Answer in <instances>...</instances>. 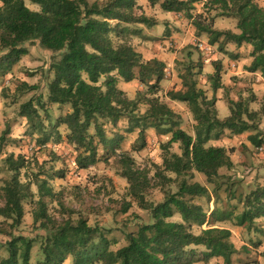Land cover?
I'll use <instances>...</instances> for the list:
<instances>
[{
    "label": "trees",
    "instance_id": "obj_1",
    "mask_svg": "<svg viewBox=\"0 0 264 264\" xmlns=\"http://www.w3.org/2000/svg\"><path fill=\"white\" fill-rule=\"evenodd\" d=\"M26 1L37 4L39 9L29 8ZM137 1L0 0V63L11 69L28 55L25 45L33 42L53 53L48 100L52 104L69 105L71 111L55 121L50 119L46 126L34 100L23 103L19 112L30 128L40 134L41 145L62 141L59 129L65 126L66 140L76 152V166L87 170L116 155L122 141L118 127L127 120L126 132L139 129L142 144L137 150L145 147L148 129L169 136L162 144V163L155 166L154 178L163 183V189L175 183L177 190H164L165 198L161 202L149 201L146 197L151 187L149 172L137 168L128 153L118 154L121 176L129 184L128 195L150 214L152 221L141 225L136 232H129L126 245L113 250L102 228L91 226L81 214L72 218L71 210L58 199L50 184V179L57 177L56 172L39 171L34 180L29 178L24 182L21 172L32 163L23 154L11 153L3 159V168L11 175L1 188L0 235L9 240L5 245L0 244L7 251L0 264H33L32 253L38 240L41 259L35 264H65L68 258L72 264H194L212 258L233 264V257L239 252L231 242L232 232L216 223L233 220L235 226L251 229L256 220L264 217L263 187L245 197L241 202L243 210L237 215L234 205L229 209L216 206L208 212L196 202L199 198L210 200L211 194L207 186L193 181L195 173L213 184L216 194L221 170H230L234 165L227 148L210 142L221 140L225 131L234 136L250 132L251 144L263 146L259 127L254 123L259 112L251 110L250 100L230 101V115L219 118L215 96L208 98L205 90L198 87L197 77L203 67L191 62L180 74L182 88L167 92L170 100L190 108L195 121L194 134L184 130L182 117L155 96L165 79V63L157 58L145 60L125 39L130 34L142 33L141 28L132 30L130 25L155 24L151 18L135 14ZM149 1L152 5L158 2ZM196 4H202L201 12H195ZM161 7L166 12L182 14L191 22L196 37H206L209 45L225 55L238 57L227 50L229 44L237 49L250 45L252 62L246 70L260 72L264 78V7L258 0H162ZM217 18L234 20L235 30L216 29ZM214 69L209 78L216 92L223 87L222 62H216ZM119 78L125 82L138 80L148 87L152 97L138 94L130 99L118 87ZM141 104L149 109L138 115ZM107 125L111 127V135ZM9 135L10 129L0 135V156L11 141ZM174 144H179L181 153L172 151ZM32 185H36V192ZM228 191L229 201L235 199V191L231 187ZM27 200L33 204L34 227L45 232L39 238L17 232ZM53 202L57 203L58 212L63 211L67 216L58 220L49 207ZM130 207V202H124L122 211L127 212ZM176 215L180 221L172 220ZM194 227L202 228L200 233H195ZM197 247L205 251L200 253Z\"/></svg>",
    "mask_w": 264,
    "mask_h": 264
},
{
    "label": "rangeland",
    "instance_id": "obj_2",
    "mask_svg": "<svg viewBox=\"0 0 264 264\" xmlns=\"http://www.w3.org/2000/svg\"><path fill=\"white\" fill-rule=\"evenodd\" d=\"M89 1L92 3L105 0ZM157 1L156 5H152L149 0H138L139 7L135 10V14L138 16L144 15L151 18L155 22L153 26L123 25L129 26L132 30L142 29L141 34H130L125 39L127 38V41L143 55L145 60L157 58L166 65L165 79L161 82L155 96L182 117L184 130L189 134H194L195 121L189 106L170 100L167 97V92L182 88L180 74L183 72L184 66L191 62L201 64L203 68L201 75L197 77L198 87L205 90L208 98L215 96L219 118L225 119L224 116H229L231 113L230 101L250 100L251 110L259 112L254 123L259 127V132L264 140V110H262L264 82L257 83L256 77L244 73L245 77L236 73L238 69L246 70V59L251 53V46L244 44L245 48L241 52L244 55L243 62L240 60L239 66L234 67L236 59L221 53L216 46L209 45L206 37H196L191 22L182 14L164 11L161 7L162 0ZM258 4L264 7V0H258ZM26 5L33 10L39 9L37 4L30 1H26ZM201 11L202 4H196L195 12ZM214 26L218 30H235L236 22L232 19L217 18ZM25 47L29 50L28 55L11 69H6L0 63V135L3 131L10 129L8 138L11 139L0 156V169L2 170L0 172V199L1 188L11 175L4 170L3 159L11 153L23 154L32 163V166L22 170L21 180L24 182L29 178L34 180L39 171H45L48 174L56 172L57 177L50 179V184L58 193V199L68 210H71L72 218H77L81 214L91 226L102 228L111 242L110 248L118 249L126 245V235L129 232H136L141 225L152 221L150 214L128 195L129 184L121 176L118 154L128 153L135 160L137 168L149 172L151 187L147 191L146 197L151 202H161L165 198L164 190L170 189L173 192L177 190L175 183L169 184L163 189V183L154 178L155 166L162 163V144L168 141L169 136H163L154 129H148L145 133V147L137 150L142 144V140L139 139V129H135L131 133L126 132L128 121L123 120L118 127L122 141L116 155H110L109 161L101 160L87 170L78 169L75 163V149L66 140L68 131L65 126L59 129L62 141H50L43 146L39 141L40 134L33 131L27 119L19 115L20 106L31 99L34 100V105L45 126L49 124L50 119L55 121L71 111L69 105L52 104L48 100V87L53 78L51 70L53 53L42 49L37 42L28 43ZM233 54L235 53L233 52ZM238 56L240 57V54ZM216 62H222L223 87L214 92L209 77L215 71ZM118 87L130 99L136 98L138 94L152 97L148 92V87L138 80L125 82L119 78ZM148 109V105L141 104L137 114L143 115ZM107 129L108 134L111 135L110 125H107ZM229 134V131H225V136L221 141L210 142V144L224 145L230 151L231 159L234 161L232 169L221 170L222 177L218 180L220 186L217 193L214 192V185L209 184L203 175L195 173L193 181L199 182L209 189L210 200L208 198L196 200L208 212H211L216 206L229 209L230 205H234L237 206L235 211L237 215L243 210L241 202L245 197L258 187L264 188V150L260 152L256 146L251 144L249 151L243 152L242 156L241 149L245 146L243 142L249 141L250 132L244 133L240 137L226 138ZM172 151L181 153L179 144H174ZM61 174L63 177H58ZM45 177L46 175H41V178ZM230 187L236 195V198L231 201L228 199V188ZM32 190L33 192L37 191L36 185H32ZM124 202L131 203L127 212L122 211ZM1 205H3L2 202ZM49 207L58 220L67 216V213L63 211L58 212L56 202L50 203ZM24 209V218L17 232L30 238L43 236L45 232L36 230L33 224L32 202L25 201ZM172 220L180 221V216L176 215ZM216 225L233 229L231 242L239 252L233 257V264H264V217L256 220L251 229H243V231L233 224V220L216 223ZM204 228L205 226H203ZM201 229L194 227L193 231L200 233ZM8 240V237L0 235L1 245H5ZM39 241L36 242L33 249V264L41 259ZM196 250L200 253L205 251L203 247H197ZM5 256H7V251L5 247H1L0 258ZM203 262L202 264H224L222 258H212ZM65 264H72V259L68 258Z\"/></svg>",
    "mask_w": 264,
    "mask_h": 264
},
{
    "label": "crops",
    "instance_id": "obj_3",
    "mask_svg": "<svg viewBox=\"0 0 264 264\" xmlns=\"http://www.w3.org/2000/svg\"><path fill=\"white\" fill-rule=\"evenodd\" d=\"M245 48V46L243 45L241 48H239V49H237L236 48V46L234 45V44H229L228 46H227V50L228 51H230V52H234L236 55H238V54H240V57L238 56L237 58H234V59H236L237 61L234 63V67H236L237 65L239 66V61L240 60H242V62H243V54H241V52L243 51V49ZM251 62H252V57L249 55L248 56V58L246 59V64L245 65H247V66H249L250 64H251ZM241 63V62H240ZM246 66V67H247ZM238 75H240V74H244L245 73V75H249V76H253V77H256V82L257 83H262V82H264V78L262 77V75H261V73L260 72H256V73H251V72H248L247 70H239L238 69V71L236 72ZM245 75H243V76H245ZM246 77V76H245ZM176 102V101H175ZM230 115V114H229ZM225 118L226 117H228V115L227 116H224ZM225 136V135H224ZM233 137L234 135H230L229 134V136L228 137H226V138H229V137ZM235 137H240V136H235ZM225 138V139H226ZM219 141H221V140H219ZM244 143V145L245 146H243L242 147V156H243V152H248L249 150L248 149H250V147H251V142L250 141H245V142H243ZM210 145H214V146H223V147H225L224 145H215V144H210ZM256 149L258 150V151H263L264 150V147L263 146H261V147H256ZM245 160V159H244ZM232 161H233V159H232ZM233 163H234V161H233ZM237 228H239V229H241V231H243V229H246V228H244V227H237ZM230 229V228H229ZM232 232H233V229H230ZM202 263H204V262H197V263H194V264H202Z\"/></svg>",
    "mask_w": 264,
    "mask_h": 264
}]
</instances>
